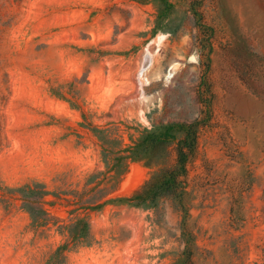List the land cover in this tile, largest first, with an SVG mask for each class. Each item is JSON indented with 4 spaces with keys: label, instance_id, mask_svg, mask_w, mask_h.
<instances>
[{
    "label": "rangeland",
    "instance_id": "374dc122",
    "mask_svg": "<svg viewBox=\"0 0 264 264\" xmlns=\"http://www.w3.org/2000/svg\"><path fill=\"white\" fill-rule=\"evenodd\" d=\"M0 264H264V0H0Z\"/></svg>",
    "mask_w": 264,
    "mask_h": 264
},
{
    "label": "trees",
    "instance_id": "16d2710c",
    "mask_svg": "<svg viewBox=\"0 0 264 264\" xmlns=\"http://www.w3.org/2000/svg\"><path fill=\"white\" fill-rule=\"evenodd\" d=\"M179 153L181 154V156L185 155L184 152H182V150H180ZM147 184H148V182H146L141 189H139L135 192V195L133 196V198L136 199V202H143V201H146L148 199H152L153 196L155 195V193H157L156 190H154V192L147 191L146 190ZM160 191H163V190H160ZM151 193H153V194H151Z\"/></svg>",
    "mask_w": 264,
    "mask_h": 264
}]
</instances>
